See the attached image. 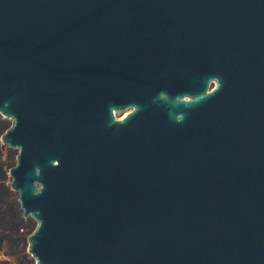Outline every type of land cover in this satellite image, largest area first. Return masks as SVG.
<instances>
[{
  "label": "water",
  "instance_id": "obj_1",
  "mask_svg": "<svg viewBox=\"0 0 264 264\" xmlns=\"http://www.w3.org/2000/svg\"><path fill=\"white\" fill-rule=\"evenodd\" d=\"M0 116L36 264H264V0H0Z\"/></svg>",
  "mask_w": 264,
  "mask_h": 264
},
{
  "label": "trees",
  "instance_id": "obj_2",
  "mask_svg": "<svg viewBox=\"0 0 264 264\" xmlns=\"http://www.w3.org/2000/svg\"><path fill=\"white\" fill-rule=\"evenodd\" d=\"M10 124L0 116V253L8 257H21V261L34 263L29 259L28 237L35 231L37 223L32 218L25 219L19 196L11 190L9 171L16 166L18 153L1 143L2 136ZM0 264H10L0 260Z\"/></svg>",
  "mask_w": 264,
  "mask_h": 264
},
{
  "label": "rangeland",
  "instance_id": "obj_3",
  "mask_svg": "<svg viewBox=\"0 0 264 264\" xmlns=\"http://www.w3.org/2000/svg\"><path fill=\"white\" fill-rule=\"evenodd\" d=\"M6 122H7V124H10V125H12V120H9V119H4ZM11 127V126H10ZM1 143H2V141H1ZM6 147H8V146H6ZM9 148V147H8ZM11 149V148H10ZM12 150H14L16 153H18V151L17 150H15V149H12ZM18 156V155H17ZM16 160H17V157H16ZM11 171V170H10ZM10 171H9V178H10ZM11 179V178H10ZM11 183H12V180H11ZM11 186V185H10ZM11 190H12V188H11ZM13 191V190H12ZM14 192V191H13ZM16 193V192H15ZM17 194V193H16ZM19 196V195H18ZM25 219H27V218H25ZM34 220V219H33ZM29 238V237H28ZM29 243V242H28ZM28 249H29V247H28ZM27 254L29 255V253H28V250H27ZM23 255H21L20 257H8V256H6L3 252H1L0 253V260H7V261H9L10 262V264H34V263H29V262H25V261H21V257H22ZM31 259H33L30 255H29V259L28 260H31ZM35 264H36V262H35Z\"/></svg>",
  "mask_w": 264,
  "mask_h": 264
},
{
  "label": "flooded vegetation",
  "instance_id": "obj_4",
  "mask_svg": "<svg viewBox=\"0 0 264 264\" xmlns=\"http://www.w3.org/2000/svg\"><path fill=\"white\" fill-rule=\"evenodd\" d=\"M134 111V108H129L126 113H117L116 117L118 120L124 119L126 116H128L130 113Z\"/></svg>",
  "mask_w": 264,
  "mask_h": 264
}]
</instances>
